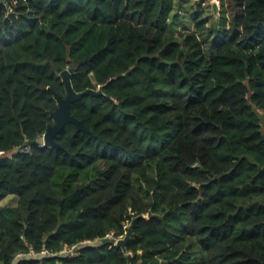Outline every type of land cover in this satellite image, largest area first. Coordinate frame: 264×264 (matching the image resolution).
Masks as SVG:
<instances>
[{
  "label": "trees",
  "instance_id": "obj_1",
  "mask_svg": "<svg viewBox=\"0 0 264 264\" xmlns=\"http://www.w3.org/2000/svg\"><path fill=\"white\" fill-rule=\"evenodd\" d=\"M190 2L0 0V264H264V0Z\"/></svg>",
  "mask_w": 264,
  "mask_h": 264
},
{
  "label": "water",
  "instance_id": "obj_2",
  "mask_svg": "<svg viewBox=\"0 0 264 264\" xmlns=\"http://www.w3.org/2000/svg\"><path fill=\"white\" fill-rule=\"evenodd\" d=\"M218 5L216 3L213 4V9L215 12H218ZM64 79L66 81L67 87H68V95L66 97H62L61 95L57 94L58 100H59V106L56 108L55 111H53V116L55 118V123L50 125L44 134L45 144L48 145H54L57 147H60V145L56 142L55 137L56 135L65 128L67 123H74L77 127L81 129L87 130V127L83 124V122L79 119H77L71 112V105L72 103L80 100L85 94H95L97 93L95 90H87L83 93H77L72 86L71 83V75L64 74ZM133 234V225L128 227L127 234L124 238H119L116 242V245L121 246L126 250L127 243L131 239ZM110 238L109 236L104 239V241H108Z\"/></svg>",
  "mask_w": 264,
  "mask_h": 264
},
{
  "label": "rangeland",
  "instance_id": "obj_3",
  "mask_svg": "<svg viewBox=\"0 0 264 264\" xmlns=\"http://www.w3.org/2000/svg\"><path fill=\"white\" fill-rule=\"evenodd\" d=\"M177 1H179V0H177ZM191 1L192 2L186 4L188 6L185 9L181 8V9L177 10V12L180 14V21L182 23H184V21L190 23V15H191L190 14V10L191 9L189 8V6L190 5H195V8H196L198 6V3H201V5L204 7V10L206 11L207 15H210L211 21L213 19H215L216 15H218V13H216L215 10L213 9V4L214 3H216V4L219 3V8H220L221 2H216V0H191ZM192 3H194V4H192ZM195 8H193V10H196ZM219 8H218V11H219ZM191 25L194 26V24H191ZM183 28H178V29H182L183 30ZM62 73H64V74H68L69 73L71 75V72H70L69 69L62 70L61 74ZM40 141H45L44 137H42L40 139ZM17 203H18V197L16 195H10L9 197H7L6 199H4L3 201L0 202V206H2V207H13V206H16ZM109 238H115V241L118 240L113 234L109 235Z\"/></svg>",
  "mask_w": 264,
  "mask_h": 264
},
{
  "label": "built area",
  "instance_id": "obj_4",
  "mask_svg": "<svg viewBox=\"0 0 264 264\" xmlns=\"http://www.w3.org/2000/svg\"><path fill=\"white\" fill-rule=\"evenodd\" d=\"M216 2H220V1L219 0L217 1L216 0ZM217 4H218V7H219V3H217ZM42 137H44V135ZM40 142H41L40 144L42 146L46 145L45 144V141H40ZM30 149H31V147H30V145H28V146H25V147H22V148H18L15 152H7L5 150H0V159H4L6 157L11 158V157H13V155L16 152H29ZM77 247H78V245L77 244H74L71 247H66L62 252L63 253L74 254L75 251L77 250ZM43 253H48V251L47 250H44ZM29 254H31V255H37L38 253L33 249ZM23 255H24V253H19L17 255V257H21Z\"/></svg>",
  "mask_w": 264,
  "mask_h": 264
},
{
  "label": "crops",
  "instance_id": "obj_5",
  "mask_svg": "<svg viewBox=\"0 0 264 264\" xmlns=\"http://www.w3.org/2000/svg\"><path fill=\"white\" fill-rule=\"evenodd\" d=\"M3 201V200H2ZM0 207H2V206H0Z\"/></svg>",
  "mask_w": 264,
  "mask_h": 264
}]
</instances>
